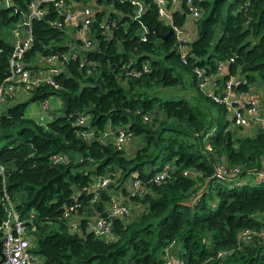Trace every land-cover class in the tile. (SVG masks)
I'll return each instance as SVG.
<instances>
[{"label": "trees", "instance_id": "16d2710c", "mask_svg": "<svg viewBox=\"0 0 264 264\" xmlns=\"http://www.w3.org/2000/svg\"><path fill=\"white\" fill-rule=\"evenodd\" d=\"M30 1L0 4V83L9 72L11 29ZM139 1L143 9L136 16L131 0H90L84 30L91 47L75 36L80 25L67 39V25L50 24L63 17L49 2L42 3L45 16L32 20L25 55L31 66L37 55L75 57L60 63L58 88L39 85L0 112V160L7 165V190L36 238L29 250L41 256L39 264H164L168 246L175 250L173 264H264V236L258 234L264 230V180L250 174L264 170V130L233 124L226 117L230 107L204 93L195 72L201 67L202 76L219 84L244 78L234 92L254 97L264 113V0H193L200 9L195 18L188 16L186 0H164L174 25L184 27L190 19L195 25L185 54L157 0ZM105 14L115 25L101 23ZM53 94L61 113L46 123L25 116L29 100ZM81 115L87 123L78 122ZM119 126L131 133L120 148L96 137ZM90 128L94 137L84 138L81 132ZM239 128L254 133L239 137ZM57 152L67 160L53 163ZM220 163L229 170L238 166L240 174L230 171L229 179L216 181L212 173ZM166 165L167 175L155 182L153 175ZM104 174L114 182L87 190ZM134 177L144 182L141 194L131 192ZM233 177L246 179L232 185ZM114 189L138 209L108 217L111 234H96L88 221L107 217ZM75 197L73 215L82 214L78 230L62 216ZM244 229L250 237L241 236Z\"/></svg>", "mask_w": 264, "mask_h": 264}, {"label": "built area", "instance_id": "2783aa9c", "mask_svg": "<svg viewBox=\"0 0 264 264\" xmlns=\"http://www.w3.org/2000/svg\"><path fill=\"white\" fill-rule=\"evenodd\" d=\"M76 0H31L28 4V12L24 13L22 19L11 29L12 34V51L9 55V72L0 83V106L2 103L12 99L14 96L20 93H27L31 89L42 85L51 84L55 88L59 87L58 82L54 77L60 71V63L75 57V52L71 54H59L53 53L42 56H36V67L31 66L32 61L25 59L26 52L33 42L32 34V20L43 18L46 13V8L42 6V3H51L55 10L62 15V20H51L52 25H73L79 26L75 32V36L79 37L83 43V47H91L93 45L92 39L85 33V26L91 22L92 7L87 2L81 1L79 5L75 3ZM136 5V16L140 15L143 9V4L139 0H131ZM74 3V5H72ZM159 15L164 17V21L172 26L174 36L178 42V48L181 54H185L187 51L186 37L184 36V27L173 24L171 12L165 8L164 0H157ZM2 5H10L11 0H0ZM187 11L189 17L200 16L199 7L193 2V0H186ZM106 27L115 25V19L104 15L102 21ZM75 46L72 49L75 50ZM224 64L219 66L221 71ZM146 69V67H145ZM132 74L135 72L130 70ZM204 69L201 67H195V72L199 76V85L204 93L209 95L214 101L223 103L230 107L232 113L233 124L241 126H249L264 130V113H261L258 109L257 101L254 97L247 98L245 103L236 104L233 100V88L239 82H243L244 78L230 77L223 84H219L216 78L209 76H202ZM214 79L216 82H214ZM217 89V90H216ZM44 110L48 107V102H42ZM3 110V109H2ZM1 112V111H0ZM145 118L147 116L145 115ZM78 122L85 124L88 119L81 115L78 118ZM1 129V127H0ZM84 138L94 137L95 131L90 128L81 132ZM96 137L105 142L108 138L113 140L116 147L120 148L122 145L131 138V133L125 128L119 126L117 129H111V127L100 131ZM51 161L53 163L66 161L68 155L64 152H57L51 155ZM6 167L7 165L0 160V240L1 249L4 255L3 264H39L42 261L40 255L33 253L29 250L31 241L26 234V221L23 218L16 207L15 199L9 194L6 187ZM170 165H166L163 169L158 170L153 175L155 182H160L167 175V171ZM234 172L237 175L240 174V168L234 166L229 170L225 163H220L212 173V176L216 181L229 179L227 177L228 172ZM185 173H188L186 170ZM252 180L263 181L264 170H256L250 172ZM246 177H233L231 178L232 185H238L241 181H244ZM111 180L109 174L96 177L92 184L87 187V190L91 187H104ZM130 188L132 194H141L144 189V182L137 177L132 178L130 181ZM79 206V201L74 198V202L66 205L63 210V218L67 221L70 229L78 230L79 219L73 215L76 208ZM107 217H97L89 219L88 226L96 234L109 236L111 234V216H124L130 212L129 204L121 200L118 196L112 194L107 209ZM31 216L33 213L30 214ZM109 217V218H108ZM252 231L244 229L241 233L243 238L250 237ZM258 234L264 236V230H260Z\"/></svg>", "mask_w": 264, "mask_h": 264}, {"label": "rangeland", "instance_id": "374dc122", "mask_svg": "<svg viewBox=\"0 0 264 264\" xmlns=\"http://www.w3.org/2000/svg\"><path fill=\"white\" fill-rule=\"evenodd\" d=\"M84 1L89 3L90 0H84ZM67 27H68V30L70 31L68 33L69 37L67 38V39H69L70 37L74 36V32H72L74 26L70 24V25H67ZM189 27H190L189 24H185V26H184L185 31H189V29H190ZM192 32L195 35L196 32L194 30ZM186 35L188 36L187 33H186ZM188 37L190 38V36H188ZM37 56H39V55H37ZM30 95H31V92H29V91H27V93L17 94L12 99L2 103L1 106H0V111H2V109H5V107L7 105H9V104L25 100ZM44 101L48 102V107H47L46 110H44V108L42 106V102H44ZM61 111H62L61 100L58 97V95L53 94V95H50L49 97H47V98H45L43 100H38V99L29 100V102H28V104L26 106V109H25V116L32 117L33 119H35L38 122L46 123L54 115L61 113ZM226 117L229 118V119L232 117L231 109H230V112L227 111ZM245 132L246 133H250V135H253V133H254L252 128H251L250 131H248L247 129H244V128H239V130L236 132V135H238L239 137H243V136H245ZM133 143L136 144L137 142L133 141ZM1 144H3L2 140L0 141V146H1ZM111 180H112V177H111ZM114 180L115 179L113 178L112 181L114 182ZM200 186H201V184L198 187H200ZM112 190H113V188H112ZM111 194H114L116 196L119 195V196H121V199L123 197L122 195L119 194V191L115 192V189H114V193L111 192ZM129 202H130V205H131L130 211L133 210V209H135V210L138 209V206L136 205V203H134L133 201H129ZM127 203H128V201H127ZM26 234H27L29 240L31 241V243L35 244L36 238L34 237V235L32 233H28L27 230H26ZM166 249H167V253L165 254L164 264H173V257H174V251H175L174 247L171 248V246H168Z\"/></svg>", "mask_w": 264, "mask_h": 264}, {"label": "crops", "instance_id": "0c3cea01", "mask_svg": "<svg viewBox=\"0 0 264 264\" xmlns=\"http://www.w3.org/2000/svg\"><path fill=\"white\" fill-rule=\"evenodd\" d=\"M75 3L77 4V5H79L80 3H81V1H75ZM72 5H74V3H72ZM188 24H189V31H185V28H184V36L187 38V35H186V33L188 34V36H190V37H192L193 35H194V33L192 32L193 30L196 32V30H195V28H194V26L195 25H193L194 23L192 22V20L190 19L188 22H187ZM214 82H216V80L214 79ZM233 91H234V89H233ZM245 99H247V97L245 96V93H235V92H233V100L235 101L234 103H236V104H238V105H240V104H242L243 102H245L244 100ZM95 179V178H94ZM93 179V180H94ZM120 195H121V193H119ZM118 197L121 199V196H119L118 195ZM125 198H123L122 197V199L121 200H124ZM125 201V200H124ZM82 216V214L81 215H77V216H75V218H80Z\"/></svg>", "mask_w": 264, "mask_h": 264}, {"label": "water", "instance_id": "95a60500", "mask_svg": "<svg viewBox=\"0 0 264 264\" xmlns=\"http://www.w3.org/2000/svg\"><path fill=\"white\" fill-rule=\"evenodd\" d=\"M164 4H165V3H164ZM170 32H171V29L168 31L167 34H169ZM165 36H166V35H165ZM233 89H234V88H233V85H232V90H233ZM105 214L108 215V212L106 211ZM111 217H113V216H111ZM3 259H4V255H3V252H2V249H1V240H0V263L3 262Z\"/></svg>", "mask_w": 264, "mask_h": 264}]
</instances>
